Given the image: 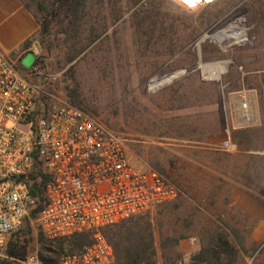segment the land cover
Returning a JSON list of instances; mask_svg holds the SVG:
<instances>
[{
  "label": "rangeland",
  "instance_id": "374dc122",
  "mask_svg": "<svg viewBox=\"0 0 264 264\" xmlns=\"http://www.w3.org/2000/svg\"><path fill=\"white\" fill-rule=\"evenodd\" d=\"M23 1L38 22L55 2ZM135 1L86 0L77 26L63 13L50 37L38 31L34 38L44 63L34 80L45 86L48 105L69 102L72 95L119 133L135 165L172 174L179 198L137 216L143 218L140 227L154 231L158 264H191L219 228L213 202L223 201L226 185L236 183L263 206L254 217L236 214L238 223L224 221L237 249L234 264H264V0H215L195 8L180 0H144L133 8ZM237 27L247 32L241 43L239 37L228 39ZM74 44L90 47L69 63ZM12 60L27 72L36 56ZM232 60L237 70L222 78L219 92L201 64ZM174 72L181 74L168 83L166 74ZM180 82L196 86L181 94ZM246 100L251 118L241 115ZM226 127L228 143L215 142L222 129L225 140ZM237 144L249 153H238ZM38 224L32 223L35 240L28 252L6 254L9 259L22 264L32 255L40 258Z\"/></svg>",
  "mask_w": 264,
  "mask_h": 264
},
{
  "label": "built area",
  "instance_id": "2783aa9c",
  "mask_svg": "<svg viewBox=\"0 0 264 264\" xmlns=\"http://www.w3.org/2000/svg\"><path fill=\"white\" fill-rule=\"evenodd\" d=\"M34 76L0 56V262L35 207L28 178L38 159L48 176L37 220L46 237L93 233L91 245L59 264H115L103 231L176 201L180 191L158 169L135 165L100 119L64 100L46 107L49 94ZM22 264L45 263L32 255Z\"/></svg>",
  "mask_w": 264,
  "mask_h": 264
},
{
  "label": "trees",
  "instance_id": "16d2710c",
  "mask_svg": "<svg viewBox=\"0 0 264 264\" xmlns=\"http://www.w3.org/2000/svg\"><path fill=\"white\" fill-rule=\"evenodd\" d=\"M25 8L29 11L27 4L21 0ZM86 0H55L52 12H50V17L46 16L43 21L38 22L40 26L39 35L44 37H50V32L53 29V24L61 14L64 13V19L68 18L70 25L77 26V22L81 14L84 12ZM144 0H136L133 3V8L137 6H142ZM82 8V9H81ZM67 9V10H65ZM30 12V11H29ZM81 19V18H80ZM245 23H247L245 18H240ZM76 28V27H75ZM246 30L244 27H237L232 36L228 37L231 39L233 37H239L240 42L246 40ZM78 36V34H77ZM34 36L30 38L23 46V51L25 53H31L30 49L35 43ZM221 43V42H220ZM219 42L217 44H220ZM91 45V43H90ZM86 46L83 49L77 48V44H74L71 47V52H73L72 57L69 58V63L76 60V56L84 54L90 47ZM48 46V45H47ZM51 47H47V49ZM36 56L35 67L27 72H32L36 76H40V69L43 67L44 56ZM40 68V69H39ZM201 70L205 76H208L209 79H213L217 82L218 91H220L222 85V78L225 75H230L233 70H237L235 62L224 61V62H215L212 64H201ZM180 72H174L172 75H167L165 80L168 83H171L175 79H178ZM165 76V75H164ZM207 78V77H206ZM178 91H182L181 94L187 93L193 89L196 84L191 83H178ZM71 103L74 106L80 107L74 100L72 95L69 96ZM48 98H43L45 106L48 107L46 102ZM81 108V107H80ZM224 125V124H223ZM226 138L225 140H220L223 135V129L219 134V137H216L215 142L219 143H228L227 136V127L225 128ZM219 139V140H218ZM213 141V142H214ZM234 149L233 145H230ZM35 172L29 176L30 181V191L34 198L36 199L35 207L30 211L29 215L26 217L23 225L27 223L26 227H22L15 233H13L7 243L5 253L13 254L16 257H22L23 254H26L34 243V227L32 223L35 222L38 224V215L42 210L45 202V193L44 189L48 182V176L42 168L41 162L37 159L34 162ZM158 169L166 178L173 183L180 191H182L177 183L174 181L172 174L166 173L160 167H155ZM198 207H201V203H197ZM143 218H133L129 221L118 224L114 227L107 228L108 232L103 234L109 244L112 246L114 255H115V264H158L156 260V245L154 243V231L150 226L140 227V221ZM217 223H219L216 231H211L207 237L206 246L196 255L191 258V264H234L237 255L236 247L230 242L226 230L228 229V224L225 223L221 218H216ZM222 226V227H221ZM39 227V255L40 259L45 264H59L61 259L68 255H75L82 253L89 245L93 242V233H82L77 234L69 238L58 239V240H47V237L42 230L41 226ZM183 239V236H180L177 240ZM175 243L173 248L178 245ZM12 257V256H11ZM180 258H177V261ZM0 264H19L16 263L12 258L11 259H2Z\"/></svg>",
  "mask_w": 264,
  "mask_h": 264
},
{
  "label": "crops",
  "instance_id": "0c3cea01",
  "mask_svg": "<svg viewBox=\"0 0 264 264\" xmlns=\"http://www.w3.org/2000/svg\"><path fill=\"white\" fill-rule=\"evenodd\" d=\"M39 28L37 19L25 8L21 0H0V56L12 59L26 55L23 46L38 33ZM30 51L37 55L36 43ZM238 121L242 122V119L238 118ZM237 145L238 153H249V151H243L240 144ZM231 149L233 148L231 147ZM226 187L227 196L224 200H218V197L213 202L214 212L218 214L217 218H221L225 222L238 223L236 214L254 217L262 211L263 202L248 193L245 186L236 183L235 185L227 184ZM178 263L180 262L176 264Z\"/></svg>",
  "mask_w": 264,
  "mask_h": 264
},
{
  "label": "bare ground",
  "instance_id": "6f19581e",
  "mask_svg": "<svg viewBox=\"0 0 264 264\" xmlns=\"http://www.w3.org/2000/svg\"><path fill=\"white\" fill-rule=\"evenodd\" d=\"M180 1L183 2L186 6H188L190 8H195V7H198L200 5L210 4V3L214 2L215 0H198V2L194 3V4L185 3V0H180ZM240 109H241V115L245 116L246 118H251V116H252L251 104L248 100H246L245 102H243L241 104Z\"/></svg>",
  "mask_w": 264,
  "mask_h": 264
},
{
  "label": "clouds",
  "instance_id": "9594fccd",
  "mask_svg": "<svg viewBox=\"0 0 264 264\" xmlns=\"http://www.w3.org/2000/svg\"><path fill=\"white\" fill-rule=\"evenodd\" d=\"M197 2H198V0H194V2H193V0H185V3H188V4H194Z\"/></svg>",
  "mask_w": 264,
  "mask_h": 264
},
{
  "label": "snow or ice",
  "instance_id": "6c2138e0",
  "mask_svg": "<svg viewBox=\"0 0 264 264\" xmlns=\"http://www.w3.org/2000/svg\"><path fill=\"white\" fill-rule=\"evenodd\" d=\"M193 2H194V0H193Z\"/></svg>",
  "mask_w": 264,
  "mask_h": 264
}]
</instances>
